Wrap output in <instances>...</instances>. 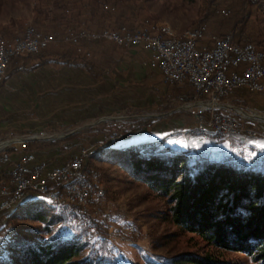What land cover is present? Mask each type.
<instances>
[{
    "label": "rangeland",
    "instance_id": "1",
    "mask_svg": "<svg viewBox=\"0 0 264 264\" xmlns=\"http://www.w3.org/2000/svg\"><path fill=\"white\" fill-rule=\"evenodd\" d=\"M108 1V6L112 4V1L114 3L111 15L116 17L118 14L119 20L123 22L122 25L114 27L115 25L111 16L104 18L99 28L93 27L86 29L80 27L77 29L96 31L102 28L119 29L121 26L130 28L133 26L147 25L153 29V31H151L152 35L168 29L173 37L182 38L190 29L199 25L198 19L202 14L203 7L207 0ZM212 1L211 5L219 10L227 8L229 5L228 0ZM65 2L67 4L70 0H65ZM37 3L39 4L37 5ZM36 5L38 7H36ZM54 9L56 8H52L50 5L45 4L44 0H0V36L10 39L15 34H22L24 28L34 26L44 32H51L54 36V40L50 42L54 43V45L63 44V42L77 44V41H61L63 33L59 32V27H61L58 24L59 21L53 18L54 11H56ZM38 10L40 13H38ZM219 18V15L213 13L210 16L211 23L214 24ZM207 29L209 32H203L202 38L199 41L201 44L206 43L211 34L220 35L215 31H210L208 27ZM244 32L249 34L251 38L260 39L261 36L264 39V7L260 6L259 0H257L254 10L245 21ZM78 41H84V49L89 52L88 56L91 59H95L91 52L94 51L96 44L99 42L109 41L115 44L107 39H79ZM254 44L262 50L260 45ZM47 66L48 64L46 67ZM159 78L161 84L167 86L168 89L183 82L165 84L161 81V76ZM6 79H4L3 82L6 81ZM14 79L15 82L21 80L23 83L26 82L29 84L35 82L31 75L28 77L14 75ZM3 82L0 84V90ZM26 92H8L7 95L4 92L3 98L0 99V142L2 143L10 140V142L5 145L12 146L8 147V152L12 154L18 152L13 148V146L18 148V138L41 136L43 138L36 140L38 142L37 144L43 147H57L59 150H45V152H57L55 156H59L61 162L75 156L80 151V148L87 149L86 155H82L85 163L84 169L89 175H93V172L90 173L86 170L87 164V166L96 173V176L94 175L96 179L94 183L99 186L98 189L103 199L101 201V206H99L98 216L93 213V206H87V214H91V217H86H90L92 219L91 221L100 224L101 229L99 232L101 233L102 230L104 231L107 242L112 246V261L110 264H169L170 258L177 254L185 252L203 254L207 251L227 261L249 264V260L242 254L222 251L208 246L198 236L181 231L172 224L162 220L160 214L163 213L166 208L164 199L156 198L144 183L135 180L129 174L125 165H121L120 159L121 153L129 148H139V150L147 153L161 152L162 149L158 146V142H153L152 140H150L152 142H139L124 146L120 144L121 139L124 138L131 129H135L138 126L153 124L159 119H169L175 113L183 114V119L185 121L187 120L184 125L185 127L181 128L180 134L183 129L195 125L194 113L196 110H199L200 114L204 118H207L211 109L216 110L224 116H228L239 124L247 125L255 129L258 133L262 132L255 127L254 124L260 122V120H264L262 119L264 118V114L242 104L238 100H233V97L247 98L245 94L249 91L238 88L218 98L216 101L209 102L207 101L208 97L206 95H195L193 90L190 100H169L168 104L161 108L162 111L153 109L144 112L136 107H130L122 112L89 118L83 123L73 124L69 127H52L49 125L44 126L41 132L24 134L22 133L23 129L20 124L26 121L38 120L41 117L46 118L50 115V108L39 104V98L36 96L38 92H34L33 89ZM239 92H243L242 95H240ZM25 94H28V96H25ZM207 104H215V106H207ZM108 117H117L118 119L111 120ZM111 130L122 132L123 137L114 144L107 146L103 143V136L108 135ZM175 132L177 131H174V133ZM181 135L184 136L183 134ZM209 137L210 136H207L206 138ZM227 137L230 138L234 136ZM227 137L225 136L223 139ZM240 137L243 138V136L236 138ZM249 138L260 139L258 136ZM20 141L24 142L25 140ZM27 141L24 142V145ZM219 141H222V139ZM96 146L101 148L102 153L92 155L94 147ZM37 147L38 146H35L34 149ZM152 147H154V151L147 150L152 149ZM22 150L25 153L34 152V150H24V148H22ZM250 152H248V154ZM255 158L256 161L262 160L258 159V157ZM244 159H246V156ZM61 162H59V164ZM32 195L33 197L31 199L20 200L18 202H23L24 204V206L19 209L15 210L17 203L0 212V264L4 261L14 260L15 256L18 254L17 249L9 250L6 248V242L12 237L14 229H16L17 226L24 227L23 229L19 228V231L27 235L31 243H37L41 239L62 235V233H64V229L60 230L61 223L57 222L45 228L43 222L35 219L30 213L41 211L43 206H48L55 212L62 211L65 214L67 211L73 210L68 207L49 205L45 202L43 197L35 193H32ZM27 227L29 229H25ZM86 250L87 247L83 249L82 253H85Z\"/></svg>",
    "mask_w": 264,
    "mask_h": 264
},
{
    "label": "trees",
    "instance_id": "2",
    "mask_svg": "<svg viewBox=\"0 0 264 264\" xmlns=\"http://www.w3.org/2000/svg\"><path fill=\"white\" fill-rule=\"evenodd\" d=\"M63 2L65 0H44L45 4L56 8L53 18L59 21L61 33L80 27L90 29L97 24L96 28H99L104 18L111 16L114 27L123 24L118 14L116 17L111 15L113 1L109 6L108 0ZM212 2H205L198 19V24L204 26V33L209 32L207 27L220 35L229 32L232 41L254 42L264 52V39L261 36L260 39L251 38L244 32L245 21L257 0H228V7L222 10L212 6ZM213 13L221 18L214 24L210 19ZM52 42L26 55L10 56L0 84L13 73H27L51 62L79 66L92 73L94 61L85 51L84 41L57 45ZM181 87L185 90L184 101L190 100L193 94L191 85L183 81ZM37 143L36 140L27 141L24 150H33ZM160 148L162 151L156 153L129 148L121 153L120 159L121 165H125L135 180L144 183L156 198L164 199L166 208L160 214L161 219L181 231L198 236L208 246L242 254L249 264H264V159L248 162L241 150H211L205 145L169 152L164 147ZM252 152L247 155H252ZM101 153L100 147H94L92 155ZM86 170L94 172L87 164ZM7 178L8 174L4 181ZM22 206L23 202L18 203L15 210ZM30 214L42 221L45 228L61 223L60 230L64 229V233L31 243L29 237L19 231L22 226H17L7 240L6 248L17 249L18 254L14 260L2 264L111 263L112 246L107 242L104 231L99 232L100 224L91 221L90 217L80 216L76 210L66 214L55 212L48 206ZM85 247L87 250L82 253ZM169 264L240 263L224 260L207 251L203 254H177L170 258Z\"/></svg>",
    "mask_w": 264,
    "mask_h": 264
},
{
    "label": "built area",
    "instance_id": "3",
    "mask_svg": "<svg viewBox=\"0 0 264 264\" xmlns=\"http://www.w3.org/2000/svg\"><path fill=\"white\" fill-rule=\"evenodd\" d=\"M204 26L199 24L189 30L186 38L174 40L163 33V38H155L147 25L133 27L121 26L119 29L102 28L96 31L86 29L69 30L61 36V40L78 42L79 39H107L118 45L141 43L150 51V62L155 64L165 84L188 82L195 95H206L207 101L213 102L231 91L242 88L249 92H263L264 61L262 50L250 41L235 42L229 33L211 34L206 43H199ZM51 32H44L32 26L24 28L22 34H15L7 39L0 36V80L10 56L23 55L37 51L52 41ZM239 65L241 69L237 71ZM195 125L181 131L184 136H198L219 141L225 136L260 137L264 140V132L239 124L228 116L211 109L207 118L199 110L194 113ZM123 137L122 132H111L103 136L107 146ZM18 155L8 171V178L0 184V212L20 201L30 192L52 200L61 207L77 210L80 216L86 214V206H93V213L99 214L102 199L97 185L91 178H84L81 172V156L85 148L60 164L46 166L42 163L32 164L33 154L25 153L24 142L18 139ZM16 143V142H15ZM104 146V147H107ZM8 147L0 142V164L10 161ZM256 160L254 153L247 155V161ZM74 176H82L83 184L74 185L70 189H62V181Z\"/></svg>",
    "mask_w": 264,
    "mask_h": 264
},
{
    "label": "crops",
    "instance_id": "4",
    "mask_svg": "<svg viewBox=\"0 0 264 264\" xmlns=\"http://www.w3.org/2000/svg\"><path fill=\"white\" fill-rule=\"evenodd\" d=\"M259 2L260 6L264 7V0ZM91 53L95 57L91 74L79 66H62L51 62L47 67H38L26 74L16 72L5 78L6 81L1 85L0 99L3 98L4 92L7 95L8 92L25 93L33 89L34 92H38L36 96L39 98V104L50 108L48 117L20 124L22 133L41 132L44 126L49 125L69 127L83 123L89 118L122 112L130 107H136L144 112L153 109L162 111L161 108L167 105L169 100L184 101L185 90L181 87L182 83L172 86L171 89L163 86L157 66L150 62V51L142 44L115 45L109 41H101ZM241 67L242 65H239L237 71ZM14 75L24 77L31 75L35 82L32 84L23 83L22 80L15 82ZM261 83L264 84V77ZM239 93L242 95L243 92ZM246 93L247 98L233 97V100H238L264 114V91ZM183 118V114L175 113L169 119H159L153 124L138 126L131 129L119 143L126 146L153 141L158 142L159 147L166 148L167 152L205 145L211 150H241L244 152V158L248 152L253 151L260 159H264V140L227 137L222 141H214L210 137H184L179 133L187 121ZM254 125L264 132V120ZM35 146L38 147L33 149L32 164L42 163L53 166L61 162V158L55 156L57 152H45V150H59L57 147H43L38 144ZM17 155V153L10 154V161L0 164V183L5 180V175L8 174ZM32 197V193L28 192L21 200Z\"/></svg>",
    "mask_w": 264,
    "mask_h": 264
},
{
    "label": "bare ground",
    "instance_id": "5",
    "mask_svg": "<svg viewBox=\"0 0 264 264\" xmlns=\"http://www.w3.org/2000/svg\"><path fill=\"white\" fill-rule=\"evenodd\" d=\"M27 28H31V27H27ZM151 31H153V29H151ZM163 33H165L168 37H170V38H172V39H174V40H182V39H184V38H186V36L188 35V33L186 34V35H184V37H182V38H175V37H173L172 35H171V33L168 31V29H165V30H163L162 32H160V33H157V34H153V36L155 37V38H163ZM145 147V146H144ZM147 150H151V151H154L155 149H154V147H152V149H147ZM82 155H86V153L85 154H82ZM84 159H83V156H81V172H84V178H91V175H89L86 171H85V169H84ZM95 176H96V174H95ZM94 176V177H95ZM93 177V185H97V184H95L94 182L96 181V179ZM80 184H83V177L82 176H74L73 178H67L66 180H63L62 181V189H70V188H73L74 187V185H80ZM97 187H99L98 185H97ZM99 194H100V190H99ZM100 196H101V198H102V195L100 194ZM43 199L45 200V202L47 203V204H49V205H54V206H59V205H57L56 203H54L52 200H50V199H48V198H45V197H43ZM16 204V203H15ZM14 205V204H13ZM13 205H10V206H13ZM9 206V207H10ZM8 207V208H9ZM61 207V206H60ZM7 208V209H8ZM86 214H87V206H86ZM96 214V213H95ZM89 216L91 217V214H89Z\"/></svg>",
    "mask_w": 264,
    "mask_h": 264
},
{
    "label": "water",
    "instance_id": "6",
    "mask_svg": "<svg viewBox=\"0 0 264 264\" xmlns=\"http://www.w3.org/2000/svg\"><path fill=\"white\" fill-rule=\"evenodd\" d=\"M207 106H215V104H207ZM108 118L111 119V120L118 119L117 117H108ZM262 119H264V118H262ZM42 138L43 137H41V136H32V137H23V138H18V139L27 141V140H33V139L34 140H40ZM8 142H10V140L4 141V142H2V144H6Z\"/></svg>",
    "mask_w": 264,
    "mask_h": 264
}]
</instances>
